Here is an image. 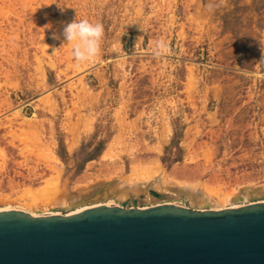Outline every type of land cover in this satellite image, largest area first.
<instances>
[{
	"label": "rangeland",
	"instance_id": "obj_1",
	"mask_svg": "<svg viewBox=\"0 0 264 264\" xmlns=\"http://www.w3.org/2000/svg\"><path fill=\"white\" fill-rule=\"evenodd\" d=\"M85 18L78 64L53 33ZM108 200H264V0H0V207Z\"/></svg>",
	"mask_w": 264,
	"mask_h": 264
},
{
	"label": "water",
	"instance_id": "obj_2",
	"mask_svg": "<svg viewBox=\"0 0 264 264\" xmlns=\"http://www.w3.org/2000/svg\"><path fill=\"white\" fill-rule=\"evenodd\" d=\"M156 186L160 198L188 201ZM0 264H264V200L198 210L104 203L71 215L12 207L0 211Z\"/></svg>",
	"mask_w": 264,
	"mask_h": 264
},
{
	"label": "clouds",
	"instance_id": "obj_3",
	"mask_svg": "<svg viewBox=\"0 0 264 264\" xmlns=\"http://www.w3.org/2000/svg\"><path fill=\"white\" fill-rule=\"evenodd\" d=\"M57 6L63 10L60 3ZM63 37L64 43L71 45L72 56L78 64L92 61L102 52L104 37V26L101 23L89 19L73 20L63 26L62 33H53V38ZM170 51L167 42L163 39L157 40L153 48V54L157 58L168 54Z\"/></svg>",
	"mask_w": 264,
	"mask_h": 264
},
{
	"label": "bare ground",
	"instance_id": "obj_4",
	"mask_svg": "<svg viewBox=\"0 0 264 264\" xmlns=\"http://www.w3.org/2000/svg\"><path fill=\"white\" fill-rule=\"evenodd\" d=\"M31 195V194H30ZM36 201V200H35ZM47 202V201H46ZM251 202H253V201H251ZM117 204V205H119V206H123V205H120V204H118V203H116L115 201H112V200H108V201H103V202H98V203H92V204H84V205H79V206H76V207H74V208H69V209H67V210H65V211H52V210H46V211H44V212H41V213H36V212H32V211H30V210H28V207L26 208L27 209V211H28V213H30V214H50V213H61V214H63V215H71V214H73V213H76V212H80V211H82V210H84V209H87V208H89V207H92V206H94V205H99V204ZM162 203H168V204H170V203H175V204H180V205H185L186 207H188L187 205H186V203L185 202H183V201H165V202H162ZM157 204H159V203H157ZM239 205H230L229 206V208H233V207H238ZM12 207H21V206H12V205H10V206H1L0 207V211L1 210H5V209H8V208H12ZM22 207H24V206H22ZM147 207H149V206H142V208H147ZM48 209V208H47Z\"/></svg>",
	"mask_w": 264,
	"mask_h": 264
}]
</instances>
